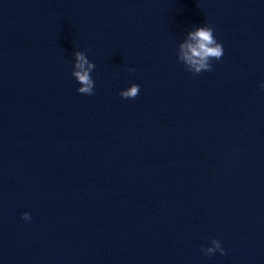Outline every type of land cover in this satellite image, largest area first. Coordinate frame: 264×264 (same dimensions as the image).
<instances>
[{"label":"clouds","instance_id":"clouds-1","mask_svg":"<svg viewBox=\"0 0 264 264\" xmlns=\"http://www.w3.org/2000/svg\"><path fill=\"white\" fill-rule=\"evenodd\" d=\"M75 63L72 76L79 83L80 87L77 92L80 94L91 96L94 94L95 82L92 79L91 72L95 68V64L91 62L87 55L81 51H75ZM224 55L223 46L217 42L213 29L207 25L195 27L187 33L186 38L178 46L177 58L181 61L187 70L193 74H200L203 71H211L213 59L220 60ZM134 72V69H129ZM260 88L264 91V82L260 84ZM140 93L139 84H131L127 89L121 90L119 95L123 99L133 100ZM22 219L30 222L32 217L28 212L22 214ZM201 251L211 257L216 252L225 255V250L221 243L213 239L211 246L202 247Z\"/></svg>","mask_w":264,"mask_h":264}]
</instances>
